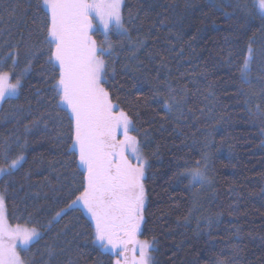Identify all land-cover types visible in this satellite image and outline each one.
Here are the masks:
<instances>
[{"label": "trees", "instance_id": "16d2710c", "mask_svg": "<svg viewBox=\"0 0 264 264\" xmlns=\"http://www.w3.org/2000/svg\"><path fill=\"white\" fill-rule=\"evenodd\" d=\"M4 2L0 71L12 82L19 76L20 87L0 101V153L8 149L10 163L23 145L25 159L0 176V191L8 222L39 232L23 258L115 264L123 258L95 240L88 213L66 207L83 190V174L69 150L67 110L56 106L58 69L45 62L47 8L43 0ZM122 18L130 44L105 56V87L128 113L147 159L140 237L155 242L152 264H264V111L255 106L264 98V15L252 0H123ZM92 35L105 38L99 29ZM10 51L18 53L15 67ZM205 154L213 185L202 192L181 173Z\"/></svg>", "mask_w": 264, "mask_h": 264}, {"label": "snow or ice", "instance_id": "6c2138e0", "mask_svg": "<svg viewBox=\"0 0 264 264\" xmlns=\"http://www.w3.org/2000/svg\"><path fill=\"white\" fill-rule=\"evenodd\" d=\"M43 4L47 8L43 44L49 53L45 62L54 71L58 69L53 84L54 95L59 97L56 106L67 110L72 141L69 150L77 160V169H82L83 174V190L66 207H82L88 213L95 240L105 250L111 249L114 255L123 258L117 259L115 264H129V247L133 253L131 264H152L154 240L137 238L144 219L146 191L143 181L148 163L141 154L137 137L131 135L135 131L132 120L124 110H117L119 106L113 103L105 87L108 65L103 57L110 54L111 46L108 49L99 47L90 35L96 20L105 33L116 28L119 34L127 35L122 0H43ZM254 4L264 15V0H254ZM0 7L7 9L8 6L0 0ZM16 7L11 6L10 14ZM5 46H8L7 42ZM248 51L249 56L241 69L242 79L250 71L251 47ZM17 56L16 52L8 53L13 59V67ZM11 75L0 71V101L15 95L20 87L19 76L15 83H9ZM172 99L175 101V97ZM165 107L170 110L172 104L166 102ZM23 147L21 154L10 163L9 150L0 153L4 160L0 175H11L22 166ZM196 163V168L181 175H187L190 183H204L208 179V156L205 154ZM63 212L64 209H60L52 219ZM38 236L35 227L13 226L8 222L6 194L0 192V264H25L17 252V241L20 245H28ZM137 251L139 259L135 256ZM48 255L54 257L55 249L49 247Z\"/></svg>", "mask_w": 264, "mask_h": 264}, {"label": "rangeland", "instance_id": "374dc122", "mask_svg": "<svg viewBox=\"0 0 264 264\" xmlns=\"http://www.w3.org/2000/svg\"><path fill=\"white\" fill-rule=\"evenodd\" d=\"M122 2H123V0H122ZM252 2H254V0H252ZM257 8V7H256ZM257 10H258V8H257ZM259 11V10H258ZM95 29H99V30H101L102 31V33L104 34V37L105 38H103L104 40H103V42L102 43H99V42H97L96 40H95V38L93 37V35H92V32H93V30H95ZM93 30L91 31V33H90V35L92 36V38L96 41V43H97V45L99 46V47H101V48H104V49H108L109 48V46H111L112 47V44H111V42H109V39H108V36H107V33H105V30H104V28H103V26L99 23V21L98 20H96V21H94V27H93ZM110 30H112V31H116L115 33H117L118 32V30L116 29V28H111ZM109 31V30H108ZM107 31V32H108ZM119 33V32H118ZM125 37L127 36V35H124ZM128 37V36H127ZM126 40H128V39H126ZM137 46V43H134L133 42V44H132V46ZM111 49V48H110ZM132 49L133 50H135L136 48H133L132 47ZM108 55V54H107ZM106 56V55H105ZM105 56L103 57L104 59H105ZM9 83H15V82H10L9 81ZM140 147V146H139ZM141 151V150H140ZM129 157H132L133 158V160H132V162L133 163H135L136 161H135V158L129 153ZM1 176V175H0ZM206 176H207V174H206ZM207 182V181H206ZM206 182H204V183H206ZM200 184H203V183H200ZM1 192V191H0ZM11 225H13V226H15V225H17V224H11ZM21 226H23V227H27V226H24V225H21ZM28 228H30V227H28ZM139 239V238H138ZM139 240H141V241H144L145 239H139ZM27 246L28 245H20L19 244V241H17V252H18V254L21 256V258L25 261V259L23 258V253H24V251H23V249H26L27 248ZM110 251H112L111 249H109ZM132 255H133V253H132V250H131V247H129V250H128V260H129V264H131V259H132ZM135 256H136V259H139V252L137 251L136 253H135ZM120 258V257H119ZM25 264H26V262H25Z\"/></svg>", "mask_w": 264, "mask_h": 264}, {"label": "bare ground", "instance_id": "6f19581e", "mask_svg": "<svg viewBox=\"0 0 264 264\" xmlns=\"http://www.w3.org/2000/svg\"><path fill=\"white\" fill-rule=\"evenodd\" d=\"M109 31H112V30H109ZM109 31L107 32V36L109 35ZM114 33L116 32V31H113ZM118 33V32H117ZM119 34V33H118ZM121 35V34H120ZM109 37V36H108ZM118 37H120L123 41H119V42H117L116 44L114 43V39H112V40H110L109 42H111V44H112V46L115 48V49H118V48H121L122 46H123V43L125 42L126 44H130V39H129V37H125L124 35H121V36H118ZM126 39H128V40H126ZM114 44H115V46H114ZM139 47V46H138ZM137 47V48H138ZM112 50V47H111V49H110V51ZM10 82H12V80H11V78H10ZM172 97H176L175 95H172ZM177 99V98H176ZM183 101V100H182ZM182 101H180V102H182ZM255 106H256V108L257 109H259V111L261 110V111H264V98H263V100L262 101H260V100H255ZM264 133V132H263ZM141 154L144 156V158L146 159V157H145V155H144V153H143V151L141 152ZM131 160H133V158L132 157H129ZM147 160V159H146ZM213 165H212V162L210 161V159L208 158V167H207V172L209 173L210 171H212L213 172ZM207 182L206 183H203V184H200V183H194V184H192V185H196L198 188H199V190L201 191L202 190V192H205L206 190H209L211 187H212V185H213V182H212V179L210 180V178L207 176ZM190 182V181H189ZM208 193H209V191H208ZM207 194V193H206ZM144 220V219H143ZM142 225H143V221H142V224H141V228H142ZM140 233H141V230H140ZM137 238H141L140 237V234L138 235V237ZM142 239V238H141Z\"/></svg>", "mask_w": 264, "mask_h": 264}]
</instances>
